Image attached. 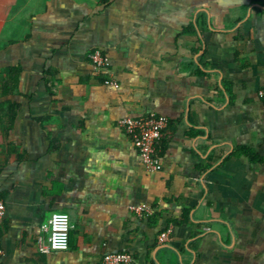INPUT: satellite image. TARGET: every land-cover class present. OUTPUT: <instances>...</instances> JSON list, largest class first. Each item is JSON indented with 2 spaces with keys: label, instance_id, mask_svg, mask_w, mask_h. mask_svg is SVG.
Returning <instances> with one entry per match:
<instances>
[{
  "label": "crops",
  "instance_id": "1",
  "mask_svg": "<svg viewBox=\"0 0 264 264\" xmlns=\"http://www.w3.org/2000/svg\"><path fill=\"white\" fill-rule=\"evenodd\" d=\"M263 86L264 0H0V264H264ZM150 113L147 173L118 121Z\"/></svg>",
  "mask_w": 264,
  "mask_h": 264
},
{
  "label": "built area",
  "instance_id": "2",
  "mask_svg": "<svg viewBox=\"0 0 264 264\" xmlns=\"http://www.w3.org/2000/svg\"><path fill=\"white\" fill-rule=\"evenodd\" d=\"M88 59L96 72L99 73L106 70L108 65L107 57L100 49L90 50ZM104 83L118 87V84L112 78L105 79ZM258 96L264 97V86L258 90ZM118 125L124 133L131 137L147 173L159 171L162 164L157 154L156 144L167 126V118L156 113L137 117L128 116L120 119ZM145 209V205L132 207V210L136 213H142ZM4 212L5 206L3 201L0 200V222L3 219ZM70 228V219L67 213L52 212L47 222L43 224L46 237L42 238L38 243L39 252L48 253L55 250H67ZM168 234L169 229L161 231L158 235V241L160 243L166 241ZM1 254L2 250L0 248ZM134 262L133 253L129 251H113L105 252L98 264H134ZM147 264L153 263L149 262Z\"/></svg>",
  "mask_w": 264,
  "mask_h": 264
},
{
  "label": "trees",
  "instance_id": "3",
  "mask_svg": "<svg viewBox=\"0 0 264 264\" xmlns=\"http://www.w3.org/2000/svg\"><path fill=\"white\" fill-rule=\"evenodd\" d=\"M14 103L13 102H6L4 109H0L2 114L6 116L4 122L8 127H11L15 118L16 111L14 110ZM0 236H1V229H0Z\"/></svg>",
  "mask_w": 264,
  "mask_h": 264
}]
</instances>
